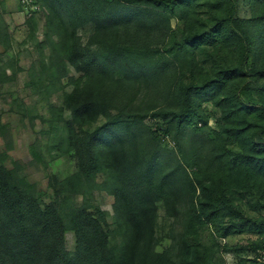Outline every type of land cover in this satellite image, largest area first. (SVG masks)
Wrapping results in <instances>:
<instances>
[{
    "label": "rangeland",
    "instance_id": "1",
    "mask_svg": "<svg viewBox=\"0 0 264 264\" xmlns=\"http://www.w3.org/2000/svg\"><path fill=\"white\" fill-rule=\"evenodd\" d=\"M50 1L0 0V175L7 172L8 184L19 186L27 224L49 223L42 239L50 235L54 243L41 246L42 263L52 264L61 245V253L75 255L74 231L66 228L61 241L56 230L72 210H98L110 245L127 240L131 230L104 165L113 150L130 165L171 173L179 187L169 205L156 201L152 232L134 264H264V223L261 231L226 234L234 217L191 218L193 205L226 197L243 216L264 222V172L244 168L236 157L264 137L263 110L248 113L242 105L264 107V26L254 21L264 15V0H189L166 9L138 0H60L72 11L65 27L76 65L65 59ZM221 17L232 20L216 35ZM236 18L248 19L245 66L231 34ZM200 36L195 46L186 40ZM232 66L243 73L223 79L221 70ZM211 79L224 85L213 99L197 97L191 121L153 115L179 107L181 85ZM76 87L101 104L92 120L73 116L66 95ZM96 129L111 130L121 144L103 139L94 149L101 163L95 176L77 180L74 144ZM12 217L1 206L0 228L17 227Z\"/></svg>",
    "mask_w": 264,
    "mask_h": 264
},
{
    "label": "trees",
    "instance_id": "2",
    "mask_svg": "<svg viewBox=\"0 0 264 264\" xmlns=\"http://www.w3.org/2000/svg\"><path fill=\"white\" fill-rule=\"evenodd\" d=\"M107 3L110 0H105ZM120 0H111L117 3ZM140 4L151 5L157 8L166 9L169 3L177 5L189 0H138ZM109 2V3H110ZM220 1L213 5L217 6ZM49 10L58 20L61 27V49L65 59L73 65H76L73 56H70L71 48L74 42L73 34L65 27V22L72 11L60 0H51L48 4ZM228 20H232L228 17ZM221 17L212 28V32L218 35L229 21ZM254 21H260L264 26V15L255 16ZM248 19L236 18L231 23L235 28H231L232 37L236 41L241 64L247 63L249 52L250 36L246 28ZM70 35V36H69ZM187 37L186 40L192 45H197L204 41V36ZM261 75L264 76V68ZM224 78L235 77L243 73L238 66L227 67L221 70ZM224 81L221 79H211L203 84H185L179 87L178 104L176 110L154 113L153 115L162 117L167 121L181 122L191 121L195 115V100L197 97L203 99H213L223 87ZM66 101L71 107L73 116L76 119L87 121L92 120L99 113L100 103L95 101L88 92H84L81 87H76L72 92L66 95ZM245 112H252L255 108L262 109L249 104H242ZM264 130V124H261ZM103 139H109L114 146L121 144L120 138L111 130H93L85 132L83 136L78 137L75 142V151L78 157V171L74 174L77 180L92 179L101 163L96 156L94 149L102 144ZM104 165L109 171L111 183V193L115 197L117 206L123 213L124 219L130 227V233L124 244L112 246L109 244L107 232L103 226L102 214L86 212L83 209L72 210L65 220L60 217L57 225V236L61 238L66 228L72 229L76 239V252L74 256H66L60 251L55 252L50 258L52 264H134L136 250L146 234L152 232L154 224V215L156 211V201L164 198L169 205V201L175 200L179 195L177 180L171 173L158 174L151 170L149 166H133L127 163L124 153L117 154L109 150L104 155ZM237 158L242 159L244 168L253 170L259 169L264 172V137L253 141L250 147V153L239 154ZM103 158V157H102ZM4 170H2V174ZM7 172L4 178L0 175V207L4 206L5 211L11 212L13 223L17 227L0 228V260L3 264H43L42 248L54 239L46 235L42 239V234L47 230L48 224H37L31 226L26 223V206L22 204V192L19 186L13 183L8 184ZM55 189V188H54ZM59 194L58 188L55 189ZM209 201L207 206L201 203L196 207L193 205L191 218L197 223L213 222L218 213L225 216L234 217L227 227L226 234L232 232H253L261 231L264 223L262 220L243 216L235 206L226 198ZM53 204L48 205L46 216L50 222L48 211ZM11 218V219H12ZM57 240V239H56ZM199 252V251H195ZM203 258V257H201ZM205 264L206 259L201 260Z\"/></svg>",
    "mask_w": 264,
    "mask_h": 264
}]
</instances>
